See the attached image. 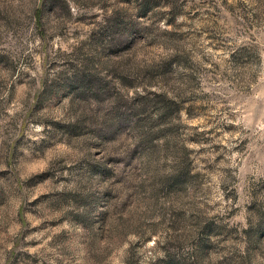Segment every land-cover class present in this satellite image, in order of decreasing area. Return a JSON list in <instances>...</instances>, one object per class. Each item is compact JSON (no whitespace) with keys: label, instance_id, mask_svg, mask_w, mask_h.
I'll return each instance as SVG.
<instances>
[{"label":"rangeland","instance_id":"1","mask_svg":"<svg viewBox=\"0 0 264 264\" xmlns=\"http://www.w3.org/2000/svg\"><path fill=\"white\" fill-rule=\"evenodd\" d=\"M0 264H264V0H0Z\"/></svg>","mask_w":264,"mask_h":264},{"label":"trees","instance_id":"2","mask_svg":"<svg viewBox=\"0 0 264 264\" xmlns=\"http://www.w3.org/2000/svg\"><path fill=\"white\" fill-rule=\"evenodd\" d=\"M95 85V86H93ZM71 89L74 91V93L76 95H79L81 96V94L83 92H86V91H91L93 96L96 98L97 97V91H100L101 88H99V85L90 81L89 79H86V75H83V77L79 76L78 79H76L75 82L71 83ZM166 109H163L160 113L161 116L163 115H167L169 113V110ZM164 117V116H163ZM173 180H175L176 182L178 180H180V175L179 173L176 174L173 178Z\"/></svg>","mask_w":264,"mask_h":264}]
</instances>
